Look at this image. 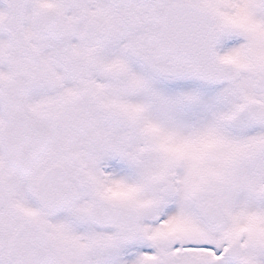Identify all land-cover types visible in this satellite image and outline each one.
<instances>
[{"label":"snow or ice","instance_id":"1","mask_svg":"<svg viewBox=\"0 0 264 264\" xmlns=\"http://www.w3.org/2000/svg\"><path fill=\"white\" fill-rule=\"evenodd\" d=\"M0 264H264V0H0Z\"/></svg>","mask_w":264,"mask_h":264}]
</instances>
